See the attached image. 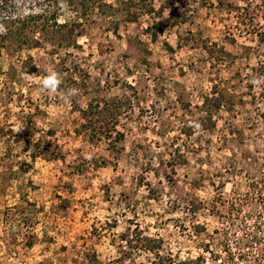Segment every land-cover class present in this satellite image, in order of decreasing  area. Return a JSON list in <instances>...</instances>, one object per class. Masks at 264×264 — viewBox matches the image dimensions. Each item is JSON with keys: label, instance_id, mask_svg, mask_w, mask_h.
Wrapping results in <instances>:
<instances>
[{"label": "rangeland", "instance_id": "1", "mask_svg": "<svg viewBox=\"0 0 264 264\" xmlns=\"http://www.w3.org/2000/svg\"><path fill=\"white\" fill-rule=\"evenodd\" d=\"M53 8L75 45L0 44V264H264V0H0V17ZM90 103L116 108V148L82 127Z\"/></svg>", "mask_w": 264, "mask_h": 264}, {"label": "trees", "instance_id": "2", "mask_svg": "<svg viewBox=\"0 0 264 264\" xmlns=\"http://www.w3.org/2000/svg\"><path fill=\"white\" fill-rule=\"evenodd\" d=\"M59 15L58 9L53 8L52 11L44 10L42 13L31 14L25 17L1 16L0 28L4 29V31L0 32V44L14 42L19 46L39 47L41 45L40 39L32 34L40 30L42 33H48V41L58 38L59 44L67 46L75 45V32L80 23H60L58 21ZM104 104L105 107L100 108L98 103L95 105L90 103L86 110L81 111L84 120L82 127L90 133L89 138L91 141L110 134L109 132L112 130L115 133V138L109 144L114 146L113 148H116L114 144L123 140L124 133L116 130L115 126L110 127V124L114 125V122L110 121L114 120L117 115L116 108H109L107 103ZM104 111H107L111 115L110 121L103 115Z\"/></svg>", "mask_w": 264, "mask_h": 264}, {"label": "clouds", "instance_id": "3", "mask_svg": "<svg viewBox=\"0 0 264 264\" xmlns=\"http://www.w3.org/2000/svg\"><path fill=\"white\" fill-rule=\"evenodd\" d=\"M66 8V5L62 6ZM4 29L0 28V32ZM31 79V76H28ZM40 88L42 91H46L50 94H56L60 90V85L62 83L59 74L55 70L48 72L46 76L40 78ZM79 94V90L76 88H69L66 91L60 92L61 98L65 103H71L73 97Z\"/></svg>", "mask_w": 264, "mask_h": 264}]
</instances>
